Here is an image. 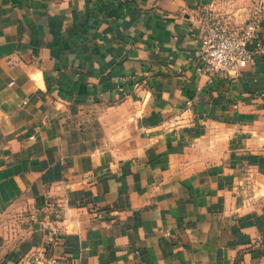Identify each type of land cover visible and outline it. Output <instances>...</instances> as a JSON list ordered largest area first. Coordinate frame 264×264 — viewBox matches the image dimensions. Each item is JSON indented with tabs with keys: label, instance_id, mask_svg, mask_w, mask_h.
Instances as JSON below:
<instances>
[{
	"label": "crops",
	"instance_id": "0c3cea01",
	"mask_svg": "<svg viewBox=\"0 0 264 264\" xmlns=\"http://www.w3.org/2000/svg\"><path fill=\"white\" fill-rule=\"evenodd\" d=\"M217 1L0 0V264H264V16L210 79Z\"/></svg>",
	"mask_w": 264,
	"mask_h": 264
},
{
	"label": "built area",
	"instance_id": "2783aa9c",
	"mask_svg": "<svg viewBox=\"0 0 264 264\" xmlns=\"http://www.w3.org/2000/svg\"><path fill=\"white\" fill-rule=\"evenodd\" d=\"M201 18V47L199 58L203 72L210 78H236L239 73L251 64L255 52L250 48L256 40L261 17H255L242 29L230 27L225 20L214 16L212 9L204 7ZM190 105L191 102L189 101ZM60 233L58 227L50 228V243ZM25 264H75L65 256L58 255L50 248L33 251L25 258Z\"/></svg>",
	"mask_w": 264,
	"mask_h": 264
},
{
	"label": "rangeland",
	"instance_id": "374dc122",
	"mask_svg": "<svg viewBox=\"0 0 264 264\" xmlns=\"http://www.w3.org/2000/svg\"><path fill=\"white\" fill-rule=\"evenodd\" d=\"M214 16L222 18L232 28L242 29L248 22L255 17L264 16V0H218L215 6H212ZM31 221H23L21 217L15 216L10 219L7 215H0V244L10 239L11 234H17V238L21 241L20 230H32L33 224H41L40 221L32 219ZM41 226V225H39Z\"/></svg>",
	"mask_w": 264,
	"mask_h": 264
}]
</instances>
